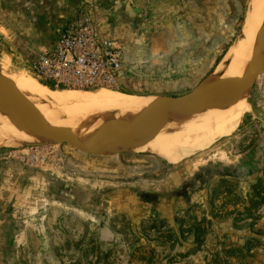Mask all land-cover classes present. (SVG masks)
I'll list each match as a JSON object with an SVG mask.
<instances>
[{"label": "rangeland", "instance_id": "rangeland-1", "mask_svg": "<svg viewBox=\"0 0 264 264\" xmlns=\"http://www.w3.org/2000/svg\"><path fill=\"white\" fill-rule=\"evenodd\" d=\"M129 1L148 12L130 29L132 51L138 47L145 58L138 69L149 75L136 73L135 88L121 90L183 94L232 75L218 66L250 0ZM6 12L1 7L0 63L36 77L4 47L21 40L9 33ZM250 102L256 110L250 115L248 106L237 130L177 162L153 152L174 143L175 129L158 135L154 146L117 155L79 158L66 144L72 155L60 170L70 171L68 187H47L33 207L23 206L19 183L15 195L2 197L0 264H264V192L255 189L261 180L264 186V125L257 122L264 120V76Z\"/></svg>", "mask_w": 264, "mask_h": 264}, {"label": "water", "instance_id": "water-1", "mask_svg": "<svg viewBox=\"0 0 264 264\" xmlns=\"http://www.w3.org/2000/svg\"><path fill=\"white\" fill-rule=\"evenodd\" d=\"M121 6L133 16L148 14L133 6L131 1H123ZM263 75L264 36L244 71L225 78V82H221L224 79H214L199 83L183 94L152 95L153 102L143 109L124 108L94 99L66 114H55L43 106L21 103L9 76L0 68V131L12 143L7 147L68 144L86 154L108 156L137 152L141 147L154 146L155 142L146 138L151 133L158 132V140V135L165 130L175 129L179 136L174 122L180 118L211 121L227 112L225 109L249 104L253 88ZM194 108H206L212 112L201 115L193 112ZM112 135L116 136L104 140Z\"/></svg>", "mask_w": 264, "mask_h": 264}, {"label": "crops", "instance_id": "crops-1", "mask_svg": "<svg viewBox=\"0 0 264 264\" xmlns=\"http://www.w3.org/2000/svg\"><path fill=\"white\" fill-rule=\"evenodd\" d=\"M109 1V3L101 4L94 0H0V9L3 7L7 11L5 17L10 27L9 33L14 34L18 32L21 37L18 43L10 41L4 44V47H7L11 51L15 50L19 59H28V56L37 57L44 46L56 41L61 28L70 18L77 15L78 12L84 13L90 11L101 21L104 35L119 38L123 41L126 52L124 87L134 89L133 84L135 83H133V80L135 78L133 76L135 75H133V70H135V73H139L141 77L149 75V72L138 69L141 56L138 53V47L135 48L134 46L135 51H132L131 43L134 40L130 28L132 24L139 25L146 15L133 16L128 14L121 4L123 1L129 0H121L120 3L118 0ZM131 3L135 6V3ZM144 10L146 11V9ZM4 52L5 49L2 48L1 53L4 54ZM143 59L145 58L142 57L141 60ZM144 84L146 83L144 82ZM255 88L256 85L253 91ZM248 106L250 109L248 113L251 115L256 110V105L254 102H250ZM256 116L258 115H253V118H256ZM257 122H261L264 125V120H261V118ZM62 145L63 148L68 146L66 144ZM12 149L13 147L0 148V182H2L0 186V205L3 204L2 197H5V195H15L13 188L16 183H19L21 192L19 196L22 199V203H24V207H33L32 205L35 204L34 197L35 200L39 196L46 197V190L49 186L56 185L61 186V188L69 186V181H71L69 179L70 171L60 170L56 167H32L25 165V162L11 153ZM71 149L72 153H75L74 156L79 158L82 157L80 155H95L84 154L76 148ZM65 151L68 152L67 149ZM70 155L72 154L68 152V159ZM8 181L9 184L11 183L10 187L7 186ZM82 185L87 187L83 182ZM139 193L143 194L141 190ZM19 196L16 198H19ZM118 199L120 198L116 194V197H114L115 204ZM131 209L130 207L129 210ZM159 209H162V207ZM129 210L127 211L131 214L132 212ZM23 218L24 221L29 220L31 222L26 214H24ZM10 228H12V225Z\"/></svg>", "mask_w": 264, "mask_h": 264}, {"label": "bare ground", "instance_id": "bare-ground-1", "mask_svg": "<svg viewBox=\"0 0 264 264\" xmlns=\"http://www.w3.org/2000/svg\"><path fill=\"white\" fill-rule=\"evenodd\" d=\"M264 36V0H250L246 19L240 30L239 36L234 41L224 60L218 66L219 71L237 76L241 74L252 59L258 45ZM6 61V59H5ZM16 88V97L23 104H34L46 107L55 114H66L77 106L90 100L98 99L113 103L124 108H147L154 100L152 95H136L123 90L102 88L97 91L78 88L52 89L44 85L34 76L11 72L8 65L0 63ZM224 79L221 82H225ZM206 83V81L204 82ZM248 109V104L225 109L211 121H193L180 118L174 122L179 131V137L174 143L162 148L153 147V152L169 159L172 162L181 160L186 155L200 151L222 136L230 135L240 125L243 113ZM222 110V111H225ZM193 112L208 115L212 111L206 108H194ZM12 131V128L10 127ZM158 132L149 134L146 138L150 141L157 139ZM116 135L106 136L108 141ZM12 144L9 138L0 131V146Z\"/></svg>", "mask_w": 264, "mask_h": 264}, {"label": "built area", "instance_id": "built-area-1", "mask_svg": "<svg viewBox=\"0 0 264 264\" xmlns=\"http://www.w3.org/2000/svg\"><path fill=\"white\" fill-rule=\"evenodd\" d=\"M23 63L26 71L51 88H124V44L119 38L104 35L101 21L90 11L70 18L54 43L44 46L36 58L23 59ZM11 153L32 167L61 169L68 158L62 144L13 147Z\"/></svg>", "mask_w": 264, "mask_h": 264}, {"label": "trees", "instance_id": "trees-1", "mask_svg": "<svg viewBox=\"0 0 264 264\" xmlns=\"http://www.w3.org/2000/svg\"><path fill=\"white\" fill-rule=\"evenodd\" d=\"M53 89H56V88H54V87H52ZM59 89H65L64 87H61V88H59ZM126 92H128V91H126ZM263 185V180H261L260 181V184H258V185H256L255 186V189L257 190L258 189V192L261 194V193H263L264 192V186H262ZM259 202H256V204H254V207H256V206H258L259 204H258ZM262 204H264V197H263V203ZM251 208V207H250ZM249 208L247 207V210H248Z\"/></svg>", "mask_w": 264, "mask_h": 264}]
</instances>
